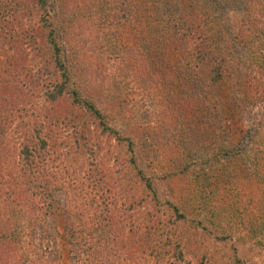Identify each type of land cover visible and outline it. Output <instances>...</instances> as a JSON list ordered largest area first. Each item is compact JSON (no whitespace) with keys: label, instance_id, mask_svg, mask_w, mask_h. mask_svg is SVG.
<instances>
[{"label":"rangeland","instance_id":"rangeland-1","mask_svg":"<svg viewBox=\"0 0 264 264\" xmlns=\"http://www.w3.org/2000/svg\"><path fill=\"white\" fill-rule=\"evenodd\" d=\"M181 14L190 30L181 27ZM51 30L60 57L70 61L66 80L44 42ZM203 36L240 57V69L212 82L204 65L186 63ZM252 52L264 57V0H45L44 9L35 0H0V101L11 82L31 89L30 103L12 104L10 120L0 119V264L76 263L87 258L79 242L92 228L100 230L97 247L104 246L108 264H198L217 251L216 239L197 233L192 245L177 248L180 261L170 256L187 225L200 233L207 222L188 220L225 216L242 193L235 186L253 174L251 153L264 147V75L245 61ZM61 84L49 102L46 95ZM71 90L92 94L107 125L130 139L134 171L152 193L138 190L127 162L119 170L122 142L92 121L80 124ZM35 134L44 149L26 139ZM24 143L45 174L21 164ZM124 194L147 200L139 209L132 203L133 213ZM147 210L152 226L136 221ZM230 223L242 236V223ZM156 225L170 229L162 258ZM251 240L240 257L264 264V237Z\"/></svg>","mask_w":264,"mask_h":264},{"label":"trees","instance_id":"trees-1","mask_svg":"<svg viewBox=\"0 0 264 264\" xmlns=\"http://www.w3.org/2000/svg\"><path fill=\"white\" fill-rule=\"evenodd\" d=\"M39 9H44L45 7V0H35ZM184 15L181 14L179 18L181 19V27L184 29L190 30V26H186V20L183 21ZM45 22H43L44 24ZM48 37V39H47ZM32 38V37H31ZM30 38V39H31ZM44 42L49 44V47L53 48L52 51V61L54 62L56 68L58 71H60V76L63 77L65 80L68 79L70 75V69L67 67V64L70 63V61L66 59H62L60 57V50L58 47V44L55 41L54 35L52 34V30L49 31L44 38ZM196 47H194L191 50H188L186 52V63L190 61H196L200 63L201 65H204L206 67V78L209 79L212 82H217L223 80L226 76L231 74L235 70H239V61H242V59L236 58L234 54L229 53L227 51L223 52L220 49H218L215 44V37L211 36H203L198 43H195ZM71 59L73 57L71 56ZM248 62H254V66L257 70H259L260 73H263L264 75V57L255 55L254 52H252L250 55L246 57V60ZM244 62V61H243ZM66 64V65H65ZM65 65V66H64ZM74 73V71H73ZM9 79L11 81V76H9ZM14 81V80H13ZM32 83V82H31ZM250 81H245V85H250ZM32 85V84H31ZM75 85H81L79 82H76ZM63 85H56V88L49 92L46 95V99L49 100V102L54 101L58 96L62 93ZM31 89L29 88V83L26 82H11L9 85L8 95H2L1 101L3 110H0V119L3 120L4 123L9 121L8 118V109H10V106L12 104H27L30 103V95H31ZM3 93H6V86L3 89ZM71 101L70 104L73 105V107L78 108L74 111V114H77V119L80 121V124L92 121L96 127L99 128L101 133H107V136H112L117 139V141L121 144V148L123 149L122 156L119 160V170H123L125 168V164L127 162L128 168H130V171L126 173H130L132 170V176H134L137 180L136 183L138 186L142 184L143 188L139 189V191H149L150 192V184L149 182L144 179L140 178L138 176V171H134V157H133V150H132V142L130 139L125 136H119L117 131L113 128H110L107 123L104 121L102 114L98 111L96 108L94 99L91 97L92 94H89L87 90L85 91V94H79L76 90H71ZM0 107V108H2ZM73 110L68 112V115ZM51 117H47L46 114L43 115V121L51 123ZM38 125L40 128L44 127V124L41 125V122L38 120ZM42 126V127H41ZM46 126V125H45ZM84 128V127H83ZM254 126V130H255ZM103 134V135H104ZM86 135L90 136L88 133ZM91 137V136H90ZM89 138V137H88ZM26 139L31 143L34 139H37V135L33 136H27ZM80 140H76L75 142V148L78 151H81V147L78 146ZM37 146L38 149L42 150L45 147V142L43 140L37 139ZM118 143V144H119ZM36 144V143H35ZM34 145V144H33ZM82 146L85 147L86 152L90 151V148L87 147L86 144H82ZM261 147V149H260ZM21 158L20 162L21 164H24V167L28 168V171L32 173L34 168H39V171L43 173V170L45 169L43 165H41L40 162H37L36 159L32 157L31 152L29 151V145L24 143L22 144L21 149L19 150ZM94 153V152H93ZM129 153L128 157L126 154ZM93 154L91 155V157ZM251 166L253 174L252 176L248 178H244L242 182L239 184V186H235V190L242 191L237 198H235V203L231 207V203L225 204L226 205V212L225 216L223 218H217L218 214L215 212V217L211 214L207 215L204 213L205 218H199L196 221L188 220L187 222L192 224H198L207 219V222L205 221L204 225L200 226L201 232H197L195 230V225L191 226L192 230H189V225H187L182 234L177 238V243L173 245L172 248H174L172 255H170L172 258H174L176 261H180L181 257L183 256V249H178V247H186L188 248L193 243V237L192 235L201 234L204 237V240L207 239V237L212 236L216 241H218L219 248L217 251H210L208 252L207 257H201V260L198 262V264H206V262L209 260L211 264H245L243 261L244 259L240 257L239 248L243 247L244 244H247L246 242L248 240L254 241L256 244L259 243L258 238H261L263 240L264 237V147L259 146V149L255 148L253 152L251 153ZM20 164V165H21ZM130 164V166L128 165ZM45 174V173H43ZM124 174V172L122 173ZM41 186L38 188H44L46 187V181L41 178ZM242 187V189H240ZM136 188V186H135ZM136 191V189H134ZM49 193V192H48ZM152 193V192H150ZM124 198L126 200V206L128 207V210L135 213L134 210L141 206L142 203H144L147 198L141 194L137 197H129V194H124ZM134 194H131L133 196ZM189 197L194 198V194H186ZM243 195V196H241ZM201 197V196H200ZM151 198H154V195H151ZM203 198V197H202ZM230 199V197H229ZM206 202L207 200H202V202ZM227 201V200H226ZM232 202V201H229ZM134 207H133V205ZM227 203V202H226ZM149 212L146 211L143 214L138 213L137 214V222L141 219V223H147L146 226H152L153 222L149 219ZM236 212L237 217L234 216ZM179 218H185V215L182 213H178ZM130 215V214H129ZM143 218H142V217ZM181 218V219H182ZM187 219V218H186ZM237 219L238 222L242 223L243 225V234L240 236L239 234L235 235L233 227L230 225L236 222ZM184 221V219H182ZM223 222H229L228 227H223ZM137 227L140 225L135 224ZM153 229L156 231L158 230V234L164 235L163 239L161 237L159 240L163 241L160 242L158 247L161 245V258L163 255L168 253V243L171 242V238L169 237L168 233H170V229H164L160 228L158 225L154 226ZM188 229V230H187ZM85 229V232L82 233V237L80 238L79 242V249L82 251V253L85 251V255L87 256L82 258V260H79L76 263L73 264H108V258L107 254L104 255L103 249L104 246H101V248H98L99 245L102 243L100 242L101 238H97L100 233L98 228H92L91 234L87 237H85V233L88 234V231ZM100 239V240H99ZM98 246V247H97ZM157 253L156 250L154 252ZM158 254V253H157ZM167 256V255H166ZM205 259V260H204Z\"/></svg>","mask_w":264,"mask_h":264}]
</instances>
